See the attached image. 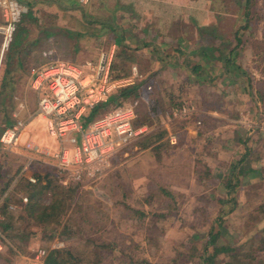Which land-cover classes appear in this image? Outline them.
Masks as SVG:
<instances>
[{"label": "rangeland", "instance_id": "1", "mask_svg": "<svg viewBox=\"0 0 264 264\" xmlns=\"http://www.w3.org/2000/svg\"><path fill=\"white\" fill-rule=\"evenodd\" d=\"M23 1L27 4L31 0ZM44 1L34 6L41 18L40 23L46 26L55 24L56 19L52 22L50 20L57 18L60 12L63 17V27H73L74 24L82 23L88 28L89 25H84L83 14L92 19L96 18L95 14L99 12L92 7V3L82 6L77 0ZM60 1L69 8L63 10L58 5ZM178 1V6H182L186 0ZM227 1L224 0V4ZM238 1L239 4H244V0ZM206 2H208L207 6H205ZM193 3L192 12L186 10L187 7L189 9V5L182 6L186 10L184 15L189 14L186 18L192 20L188 19L187 22L179 20L176 31L182 29L179 33L184 32L187 36L190 42V44L187 42L188 46L215 43L214 39L221 34L224 38L221 48L225 52L230 48L225 40H228L237 16L235 3H229L232 5L229 6V12L222 10V0H194ZM205 9L208 10L209 15L204 17L203 21L200 16ZM249 9L252 13V32H243L246 37L242 38V42L235 48L234 56L233 54L231 56L233 63L238 64L242 75L233 79L236 83H222L221 87L226 89V92L223 93L222 103L219 104L224 103L223 106H226L227 117H235L239 122L245 123L243 128L230 126V138H234L233 134L236 131L244 132L243 134L246 135L254 130L251 135L256 134L254 143L258 146L255 149L257 154L254 155L260 164L264 163V99L262 101L258 99L257 93L259 91L264 93V0H253ZM219 10L224 16L217 21L216 13H219ZM79 17L82 21H79ZM172 31L175 32L174 24ZM54 33L59 35L58 46L65 53H69L72 48L76 50L73 44L78 45L79 39L75 40L63 29L54 30ZM84 40L81 44L85 43ZM35 44L33 46L38 49L44 46L41 40ZM51 45L55 44L52 42ZM8 47L1 54L0 76L4 73L3 66ZM27 55L23 59L22 67L13 73L14 91L15 82H19L20 85L17 86L20 89L23 88L21 81L25 80L31 62ZM162 55L172 65L165 66L163 70L153 75V83L141 85L138 88V96L126 99L135 106L136 123L148 125L149 132L144 135L145 137L143 136L144 138L133 140L118 149L113 156L111 167L100 178L79 184L82 211L76 215L86 233L113 241L124 254L130 253L155 264L169 262L175 250L186 251L187 246L193 241L198 245L205 242L209 230L216 234L213 240L215 244H222L227 240L238 242L246 236L253 222L247 218L248 212L256 214L255 210H252L253 205L247 206L245 199L260 200L264 196V179L261 177V171L255 181L247 179L245 182L242 181L245 187H242L241 191L228 193L223 187L225 179L232 176V165L228 164V160L233 159L230 155L235 148L234 142H228L230 152L227 150L223 152L226 154L223 155L222 167H213L210 176L204 174L205 167L202 166L203 157L200 153L202 131L205 129L203 112H207L216 99L215 89L212 86L214 82L209 81L211 89H208L209 91L202 97L205 86L200 83L201 79L194 83L189 80V75L193 72L187 65L191 63L189 57L192 54L188 57L183 53L162 51ZM141 63L144 68H148L153 62L141 61ZM10 66L12 68L13 65ZM130 72L131 68L129 74ZM118 73L115 69L114 74ZM243 88L244 90L248 88V93H245L247 91H243ZM5 90L8 91L7 88ZM14 97L13 95L10 98L7 94L4 107H7L8 112L16 106ZM30 99L28 95L27 100L17 101L19 105L17 104V111L13 113L15 111L13 110L10 115L11 120L14 121L16 118L25 120L28 117L34 102V98ZM21 103L23 107L20 106ZM112 107L113 103L107 104L97 115ZM2 114L3 111L0 109V117ZM226 123L229 121L226 120ZM208 125L211 127V122L207 127ZM26 129L32 130V135L36 136L35 140L29 139L23 132L19 144L13 150L9 151L0 146V175L6 176L5 178H11L16 168L24 165L28 157L33 158L28 168L30 174H43L45 166L54 168L52 159L44 153V151L52 152L54 149L50 145L44 120L40 116L34 117L28 122ZM170 135L175 136V142H170ZM36 140L42 143L40 151L26 147L27 142L33 141L37 144ZM143 140H148L150 145L143 148L141 145ZM15 179L16 177L10 181L6 190L12 188ZM3 186L0 180V192ZM159 188H164L169 195L161 193ZM12 216L11 220L15 221L17 214L14 213ZM18 226L19 231L27 234L20 239L10 240L11 247L0 253V264H23L25 257L37 248H45L47 244L43 237V229L31 224L29 219L24 218ZM263 226L264 220H261L257 227ZM55 242L60 246L61 243L56 237L51 244ZM103 257L104 264H124L121 260L122 255L117 252H103ZM225 260L223 255H219L215 257L214 263L223 264ZM258 264L264 263L259 261Z\"/></svg>", "mask_w": 264, "mask_h": 264}, {"label": "trees", "instance_id": "2", "mask_svg": "<svg viewBox=\"0 0 264 264\" xmlns=\"http://www.w3.org/2000/svg\"><path fill=\"white\" fill-rule=\"evenodd\" d=\"M252 1L253 0H244V4H239L238 0H228L226 6L224 0H222V10L229 12V6H232L229 3L234 2L236 8L235 14L237 15L235 16L230 36L227 38L228 40H225L226 43L230 45V49L227 48L229 55L237 45L242 42V38L246 37L243 32H252V13L249 9L250 4L252 5ZM42 2L45 1L38 2V0H31L27 3L28 9L26 13L22 14L12 34L9 47L5 54V63L3 66L4 73L0 76V109L3 111L0 117V133L5 126L11 124L13 121L11 120L7 107H4L7 97V91L4 88L7 83L5 79L13 68L22 67L23 59L28 54V45L31 44L32 41H36L42 34L47 33L46 28L48 26L44 23L45 26L40 23L41 18L37 13V9H32L34 5L37 6ZM58 5L63 10L69 8L61 1ZM223 16L224 15H222L219 10V13H216V20L220 21V18ZM83 18V21L87 24L94 23V20L88 19L85 14H83ZM34 27H36V29H34ZM66 30H68L69 36L71 35L75 40L78 39L79 33L67 28ZM181 30L180 28L178 29V36L176 37L178 44L176 51L178 53H182L183 46L189 42L184 32H181V34L179 33ZM223 39L224 38L217 36L214 39V41L216 40L215 43H208L207 46L211 45L218 50ZM225 60L226 63L231 62L230 56L226 57ZM137 62V55L134 49L125 44H120L119 47L114 50L112 70H118L119 73L116 74L118 77L127 76L132 63ZM10 65H13L12 68ZM192 69V72L198 75L201 67L196 65ZM153 75H156V73H147L144 77L138 79L134 85L114 91L109 96L107 102L89 110L86 120L88 121L97 116L100 109L109 103H113L112 108H115L121 105L127 98L138 96V88H140L141 85L154 82L152 81ZM257 94L258 99L262 101L264 99V93L259 91ZM141 145L145 148L149 146L150 143L148 140H143ZM22 166L23 165H20L16 168L11 178H5L6 176L0 175V180L4 185L2 192H0V196L6 191L10 181L16 177L12 188L8 190L0 204V215L2 217L0 219V229L7 236L9 241L15 238L20 239L21 236H26L27 233L19 231L18 225L21 224L24 218H27L31 224L43 229V237L46 239L47 244L45 245L46 255L42 264H104L103 252H117L119 255H122L121 260L124 264H155L145 258H138L130 253L124 254L115 242L99 236L90 235L83 230L76 216L78 212L82 211L80 203L82 196L78 192L80 183L67 184L61 182L55 169L49 166H45V172L43 174L34 173L33 175L36 177V180L35 182H30L26 175L21 173ZM241 171L238 173L240 174ZM262 179H264V175ZM236 181L234 182L228 179L224 183L228 189H233L232 192H236ZM159 190L163 194H168L164 188H159ZM23 197L27 198L26 202L22 201ZM245 203H247V206L252 204V210H255L256 214H252L251 211L248 212L247 218L253 220V222H251L252 224L246 236L238 242H229L227 240L222 244H215L213 240L216 234H214L212 230H209L205 242L198 245L193 241L187 246L186 251L177 249L169 262L160 264H215L214 259L219 255H223L226 259L223 264H258L259 261H263L264 263V226L262 228L257 227V224L261 220H264V196H262L260 200H252V198L245 199ZM14 213H16L17 216L15 221H12V214ZM55 237L61 244L54 248L51 247L50 244ZM8 249L9 247L6 246L5 251ZM208 249H210L209 253Z\"/></svg>", "mask_w": 264, "mask_h": 264}, {"label": "crops", "instance_id": "3", "mask_svg": "<svg viewBox=\"0 0 264 264\" xmlns=\"http://www.w3.org/2000/svg\"><path fill=\"white\" fill-rule=\"evenodd\" d=\"M193 2L194 0H186L185 3H182V6L189 5V9L187 7L186 10L187 12H192V7L194 5ZM90 3H92V7L96 11L98 10L100 13L96 12V18H92L94 23L87 24L84 22V25H89L88 30L83 26L82 23H80V25L73 23V27H66L69 30L79 33L78 45L76 44V46L73 44L75 48L77 47L76 50H73L72 48L69 53H65L58 46L60 42L59 35L55 34L54 30L63 29L66 33H68V30L63 28V17L59 12L57 18L55 17L50 20V22H52L56 19L55 24H48V27L46 28L47 33L42 34L37 39L38 41L41 40L42 44L44 43V46L38 49V47L36 48L33 46L36 45L35 43L38 44V41L36 40V42L33 39L34 41L31 42V46H29L27 55V58H30L31 60L29 63L30 66L46 63L45 61L48 60H63L75 64H82L88 61L95 62L102 51H107L112 47L115 50L120 44H125L130 48H133L135 54L137 55L138 62L132 63L130 68L132 66H136L137 69L140 70L141 77H144L147 73H159L164 69L165 66L172 65L171 63L167 62L168 60L165 57L163 58L164 55H162V51L163 53H178L176 51V37L178 36L176 27L178 21L182 20L183 22H187L188 19L192 20V18H186L189 14L187 13L184 15L186 10L183 9L182 6H178V0H91ZM207 3L208 2L205 3V6H207ZM34 8L35 6H33L32 9ZM206 9L203 14L201 13V16L199 15L201 20L209 15V13H207L208 10ZM79 21H82L80 17ZM173 24L175 27V32H173L174 29L172 31ZM218 36L222 37L221 34H218ZM83 39H85V43L81 44ZM51 41L55 45L52 46ZM186 46H188L187 43L182 48L183 55H188L189 57V54H192V56L189 57V62L191 63H189L187 67H189L192 71V68L196 65L201 67L200 73L198 75L196 73H191V75L188 74L189 80L194 83L201 79L200 83L205 86L202 97H204L205 93L211 89L210 82H214L212 86L213 89H215L214 95H216L213 106L210 108L211 110L209 109L207 112H203L205 117L203 126L205 129L202 131L203 141L201 140L202 143L200 153L201 157H203L202 166L205 167L204 174H208L210 176V171L213 167L216 166L220 168L224 161L222 160L223 155L226 154V152H223L226 150L229 151L230 149L228 142H234L233 145L235 148L234 151H232L233 153L230 155L233 157V159L228 160V164L232 165V176H229V178L225 179V181L231 179L235 182L237 177V188L235 187L236 192L241 191L242 187H245L243 186L244 184H242V181L245 182L246 179L255 181L257 175L260 174V171L262 172L261 177L264 175V163L261 162L258 164V158H256L254 155L257 154L255 149L258 148V146H256L254 143L256 134L251 135L254 130L248 132L246 135L243 134L244 132L242 133L241 131H236L235 134H233L234 138H230L229 127L236 126L243 128L245 123L239 122V120L235 117H227L226 114H228V111L225 110L226 106H223L224 103L219 104L221 100H223V93L226 92V89L221 87L222 83H236V80L233 79L242 75L236 62L233 63L231 60V62L226 63L225 60V58L228 56L231 58L232 54L234 56L235 49L229 55L228 51L226 50L224 52V49H222L221 46L219 49L222 51L219 49L217 50L211 45L207 46V44L201 46H193L192 44L191 46L185 48ZM184 48L186 49L185 51ZM1 54L2 36L0 35V60L2 59ZM195 55L196 57H193ZM170 56L172 55L170 54L169 57ZM141 61H149V63H153L148 68H144ZM29 67L26 71L27 75L25 74V80L21 81V84L23 85L22 89L17 86L20 85L19 82H15V91L12 87L14 85V80H12L14 77L13 73H16L19 67L13 68V70L9 72L5 79V81H7V83L5 82V88L8 90L7 94L10 98L14 95L16 100V106L9 111L10 115L12 114L13 110H15L13 113L17 111V101L22 102V100H27L28 95L29 98H31L30 100L34 98L31 110L28 112L29 115H27L28 117L25 119L27 124L32 119L30 118V115L34 113L37 106V95L30 87V77L28 73ZM227 73L229 75L226 76L225 74ZM228 77H230V79H227ZM207 84L208 86L206 87ZM246 84L248 85L247 82ZM242 90H246L247 92L245 93H248V88L245 90L243 88ZM20 106L23 107V103H21ZM16 120L17 118L14 119L11 124ZM226 120H228L229 123H226ZM209 122H211V127L209 125V127H207ZM232 123L234 124L232 125ZM25 134L29 137V139L35 140L34 138L36 136L32 135L31 129H26L25 127L24 135ZM32 143L34 144L33 141ZM37 144L40 146L42 143L38 141ZM240 171L241 173L239 174L238 172ZM223 187L226 189V192H232L233 190L228 189L225 186V183ZM213 191L214 190H212V192Z\"/></svg>", "mask_w": 264, "mask_h": 264}, {"label": "built area", "instance_id": "4", "mask_svg": "<svg viewBox=\"0 0 264 264\" xmlns=\"http://www.w3.org/2000/svg\"><path fill=\"white\" fill-rule=\"evenodd\" d=\"M77 1L86 6L91 0ZM26 11L27 4L23 0H0L2 51L8 47ZM113 55L112 47L102 51L95 62L75 64L56 60L31 65L28 69L30 87L37 95L36 110L30 118L40 116L44 120L50 145L54 148L52 152L44 153L52 159V165L64 183L97 180L109 170L118 149L149 132L148 125L136 123L135 106L129 100L86 120L89 110L107 102L114 91L134 85L141 78L136 66L131 67L127 76H116L112 70ZM26 125L27 121L17 119L4 127L0 133V146L13 150ZM169 140L175 142V136L170 135ZM25 145L40 151L38 144L27 142ZM32 159L28 157L21 173L30 182H35L36 177L28 173ZM22 201L26 202L27 198L23 197ZM6 246L11 247V243L0 229V253ZM51 247H58V244L52 243ZM45 255V248H37L25 257L23 264H42Z\"/></svg>", "mask_w": 264, "mask_h": 264}]
</instances>
